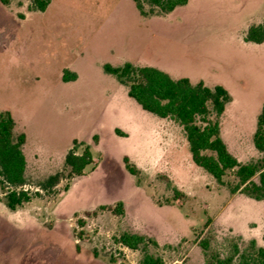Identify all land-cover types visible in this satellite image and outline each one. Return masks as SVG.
<instances>
[{"label":"rangeland","instance_id":"obj_1","mask_svg":"<svg viewBox=\"0 0 264 264\" xmlns=\"http://www.w3.org/2000/svg\"><path fill=\"white\" fill-rule=\"evenodd\" d=\"M181 9L144 16L133 0H50L45 11L35 9L33 0L0 1V111L13 114L16 135L26 133V187L35 192L39 181L64 170L74 139L78 153L86 142L94 158L83 175L69 179L64 170L54 191H41L14 211L0 189V264H137L142 250L114 240L124 230L157 238L159 245L149 244L148 251L166 264H215L235 246L237 263L244 250L252 251L251 240L264 247V203L231 192L238 182L233 170L221 184L197 166L175 121H152L157 135L165 129L162 146L173 142L165 159L141 166L131 160L138 175L125 166L126 154L142 163L137 128L149 124L104 63L129 62L124 53L134 47L133 57L164 62L193 80L213 83L244 65L264 72V52L253 55L244 40L248 26L264 19V0H247L238 9L200 0ZM66 70L79 78L63 81ZM243 87L249 96L237 97L229 112L254 107L247 103L253 99L248 79ZM259 92L263 99L264 89ZM115 126L130 136L116 135ZM222 137L241 162L264 156L252 137ZM174 187L181 195L175 196ZM120 200L127 206L124 215L112 210Z\"/></svg>","mask_w":264,"mask_h":264},{"label":"trees","instance_id":"obj_2","mask_svg":"<svg viewBox=\"0 0 264 264\" xmlns=\"http://www.w3.org/2000/svg\"><path fill=\"white\" fill-rule=\"evenodd\" d=\"M0 1L6 5L12 0ZM133 2L140 14L147 16L152 13H171L177 7L186 5L189 0H133ZM49 3L50 0H33V7L45 11ZM146 4L150 6L148 11L145 10ZM244 40L253 43L264 42V19L248 26ZM103 69L125 84L128 96L144 110L161 118H169L182 127L192 161L197 166L202 167L221 184L224 183L223 177L227 171L233 170L238 179V182L230 188L233 194L240 191L253 199L264 200V156L249 162H241L229 150L221 135L220 117L231 100L225 87L222 85L209 87L202 80L193 83L186 76L174 78L157 67L134 65L131 62L119 66L105 63ZM76 77V73L66 70L62 80L67 82L75 80ZM115 133L127 136L119 128L115 129ZM94 139L98 141V136L95 135ZM25 141L24 132L15 134V119L12 113L9 110L0 111V189L6 206L13 211L30 202L34 196L40 195L41 191H54L52 189L64 177V170L67 172L66 177L71 179L83 175L86 167L94 162L91 146L86 142H80L84 148L78 153L75 150L78 142L74 139V146L65 156V169L39 181L37 187L40 191L32 192L26 187L27 159L23 151ZM253 143L256 149L264 154V103L258 116ZM123 160L131 174H139V168L127 155ZM163 177L169 180L166 176ZM255 177L257 180L254 179ZM68 189L67 184L65 190ZM174 191L175 196L181 195L178 188L174 187ZM112 210L117 215H124V203L118 201ZM79 224L83 226L84 220L80 219ZM114 240L117 244L132 250H142V256L137 264H166L161 256L148 251L149 244L159 245L156 239L124 230L115 236ZM202 243L206 248L207 244ZM250 244L252 251L244 250L237 263L234 257L239 250L235 246L233 254L217 259L215 264H264V247L257 246L255 240H251Z\"/></svg>","mask_w":264,"mask_h":264},{"label":"crops","instance_id":"obj_3","mask_svg":"<svg viewBox=\"0 0 264 264\" xmlns=\"http://www.w3.org/2000/svg\"><path fill=\"white\" fill-rule=\"evenodd\" d=\"M199 1L200 0H189V2L186 5L177 7L171 13L178 12L179 10H182L181 8L185 9V7L187 8L190 6L197 5L199 3ZM215 1H217L219 4H221L223 6H226V8H229V9L242 8L245 6V4L247 2V0H215ZM171 13H169V14H171ZM149 18L151 19V17H149ZM248 43L252 45L249 47V51H253L252 52L253 55H258V57L260 58L261 57L260 55H263V52H264V42H262V43L248 42ZM129 49H130V51L127 49L128 52L124 53V55L127 56L126 61H129L131 63L135 62L137 65H149V66L157 67L159 69L166 71L167 73H169L174 78H179V77L184 76V75H181V73H178L177 67H172L168 64H165L164 62H160L158 60H150L147 58H141V59L135 58V57H133L135 55L134 47H132V48L130 47ZM257 50L259 52H257ZM245 66L246 65L241 66V68H240L241 70H237L236 72H233L230 75L228 73H226L224 77H219L218 80L214 81L213 83H209V82L205 81L203 78H199L197 80H193L190 78V80L193 83L202 80L209 87H214L215 85H222L223 87H225L228 90V92L231 96V100L227 103L226 109H225V111L221 117V135L224 134V136L227 138H243V137H252L253 138L254 134L256 132V129H257L258 116L260 114L259 108L260 107L262 108L263 103H264V98L262 99L259 97V93H260L259 91L264 89L263 67L257 68L256 66L255 67L249 66L247 68ZM74 73H76V72H74ZM76 75H77V73H76ZM243 78L245 80L248 79L250 81V83L252 84V88H253L252 92L250 93V97L251 98L253 97V99L250 102L247 101V103H249V104L253 103L255 105L253 108L247 106L245 108L246 111L243 113H240V114L229 112V110L231 109V106L234 105L235 101L237 100V97H239L240 95H242L243 97H245V95L247 97L249 96V93H248L249 91H245L243 89L244 88L243 83L245 81ZM71 81H75V80H71ZM127 95H128V93H127ZM124 101L126 102V104H128L130 107H132L134 110H136V108L134 106H132L131 101L129 99L124 98ZM138 109H137L138 114H140L143 117H146L148 124H149V127L143 126V127L137 128L138 139L140 140V142H142V149L139 150V152H137L139 154V156L137 153L136 154H137V158H141L139 160L142 161V163L138 164L136 162V159H135L136 156L135 155H130V154H126V155L131 160H133L136 163V165H138V166H141V164H143L145 161H146V163H149V164L150 163L155 164L158 161L161 162L169 154V151L174 149V145H173V142H168L162 146L160 138L165 137V133H166L165 129L163 130V132H159V134L157 135L156 133H154L152 121L154 120V122L156 124L157 123L161 124L162 123L161 121H163L165 119H169V118H162L161 120L160 119L159 120L154 119L150 116H147L145 114V112H143V110H144L143 108H142L143 110H138ZM116 128L121 129L122 131H124L127 134V136H130V132L127 129L122 128L120 126H115L114 132H115ZM116 135H118V134H116ZM122 137H126V136H122ZM184 138H185V135H184ZM185 141H186L185 142L186 147L189 148L186 138H185ZM224 141L226 142L229 150L233 153V151L229 147L228 142L226 140H224ZM235 141L236 142L233 143L232 140H229L230 144L239 143V141L238 142H237V140H235ZM120 201H122V200H120ZM246 201H250L249 203H251V202L264 203V200H256V199H253V198L248 197V196L246 198ZM237 203H238V201L236 202V204ZM124 207H125V212H126L127 206L125 203H124ZM154 239H156L158 241V243H160L157 238L154 237Z\"/></svg>","mask_w":264,"mask_h":264},{"label":"built area","instance_id":"obj_4","mask_svg":"<svg viewBox=\"0 0 264 264\" xmlns=\"http://www.w3.org/2000/svg\"><path fill=\"white\" fill-rule=\"evenodd\" d=\"M125 247V246H124Z\"/></svg>","mask_w":264,"mask_h":264}]
</instances>
